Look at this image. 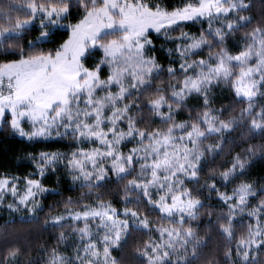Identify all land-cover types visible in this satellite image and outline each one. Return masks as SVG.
Wrapping results in <instances>:
<instances>
[{
  "label": "snow or ice",
  "instance_id": "6c2138e0",
  "mask_svg": "<svg viewBox=\"0 0 264 264\" xmlns=\"http://www.w3.org/2000/svg\"><path fill=\"white\" fill-rule=\"evenodd\" d=\"M251 8L250 0L0 4V129L33 145L70 142L66 152H29L33 171L0 173V209L39 222L45 198L62 195L43 182L49 175L87 189L66 197L63 211L47 206L43 228L61 231L28 264H122L114 253L135 234L134 264H200L207 240L193 222L211 200L205 227L223 242V261L207 264H257L264 176L250 173L264 161V16L246 15ZM220 85L232 99L214 107ZM226 148L230 159L202 183L207 158ZM113 178L118 202L105 199ZM65 227L73 242L61 250ZM21 254L7 247L0 264H20Z\"/></svg>",
  "mask_w": 264,
  "mask_h": 264
},
{
  "label": "trees",
  "instance_id": "16d2710c",
  "mask_svg": "<svg viewBox=\"0 0 264 264\" xmlns=\"http://www.w3.org/2000/svg\"><path fill=\"white\" fill-rule=\"evenodd\" d=\"M7 0H0V4L6 3ZM167 3L174 4L178 3V0H166ZM252 8L249 12H246V15H251L255 18L256 21H259L262 16H264V0H250ZM198 26L192 27L190 30L196 32ZM174 35H178L175 33ZM243 33L238 34L234 40H239L240 36ZM157 45L164 43L163 38L156 37ZM231 43V42H230ZM50 47V45H49ZM162 58V63L167 64V59L164 57L163 51L159 53ZM166 79V76H165ZM232 99L231 92L227 90L225 97L217 101L214 107H219L222 103L227 104L228 101ZM239 106H236V111L233 114H238ZM186 117V113H183ZM227 118V117H225ZM145 119L147 117L145 116ZM243 129H240L234 135L239 137ZM253 143H261V141H253ZM70 142H49L48 144H30L24 139L13 135L11 131L7 128L0 129V173L5 171L10 173H16L19 175L26 174L27 172L33 171V164L28 160L27 154L29 152H39L41 150H60V151H69ZM239 151V149H236ZM228 149H225L223 155H218L215 158L209 156L207 158V163L205 165V172L202 173V183L203 177H206L211 168H218L225 160L230 159L227 155ZM251 176L259 177L264 176V161H257L254 164V167L251 169ZM61 180L59 184H56L55 176L49 175L43 182L48 186H54L59 189V192L62 195H49L43 201L46 205L44 211L40 213V221L37 223L29 224L27 222H21L19 218L13 220L7 219L4 215L2 209H0V258L5 255V250L7 247L18 246L22 250L20 257V264H28L29 260L37 259L40 255V249L42 246L52 247L55 245V237L58 235L60 229H57L56 232L49 233L43 228V219L49 214V208L47 206L58 205L55 207V212L63 211V201L66 197L71 196L74 200L78 199L81 196L82 192H86L87 189H73L70 190L69 181L61 173ZM122 184L116 183L113 178L112 183L109 185V194L105 196V199H113L118 202L119 197L123 195ZM105 191V190H101ZM206 207L201 210L202 215L199 221L193 222L194 225H199L198 231L201 237L207 240V247L203 250L204 255L201 257L200 264H207L208 261H212L213 257L215 259L223 261L222 250L223 242L220 240L218 235L214 231H209L205 225H207L209 217L207 213L210 209L207 205L212 204L216 205L218 202L216 200L206 201ZM155 219V215L152 217ZM214 219V217H213ZM243 219V224L237 223L236 231L239 236L246 231L247 218H238V221ZM66 233H69L71 236V228L65 227L63 229ZM141 238V234H135L129 241L126 251L122 254L120 252H115L118 258L122 257V264H134L133 249L135 242ZM146 239V237H143ZM64 244L60 245V248ZM217 245L220 246L221 251H216ZM257 264H264V253H259L257 255Z\"/></svg>",
  "mask_w": 264,
  "mask_h": 264
},
{
  "label": "rangeland",
  "instance_id": "374dc122",
  "mask_svg": "<svg viewBox=\"0 0 264 264\" xmlns=\"http://www.w3.org/2000/svg\"><path fill=\"white\" fill-rule=\"evenodd\" d=\"M237 40H238V39H237ZM167 46H168V47H171V46H173V45L168 44ZM229 46H230V47H233L234 44L231 42V43L229 44ZM227 90H228V88H227L226 85H220L219 88H217V89L215 90V91H216V94H217V95H216V100L218 101V100H220L221 98L225 97ZM180 118H185L183 113L181 114V117H180ZM18 137H19V136H18ZM22 139H23V138H22ZM125 150H126V149H125ZM62 174H63V173H62ZM231 187H232V186L230 185L229 188H231ZM2 211H3L4 215L7 217V219H9V220H13V219H15V218H19V214H11V215H10L6 210H3V209H2ZM72 242H73V239H72V236H70V237H69V240L65 242V244L63 245V247L61 248V250H64V249L66 248V246H69V247H70V245L72 244ZM40 264H43V261H40Z\"/></svg>",
  "mask_w": 264,
  "mask_h": 264
}]
</instances>
